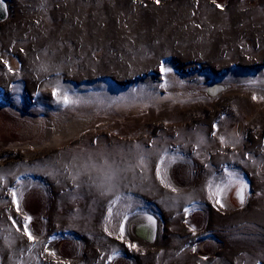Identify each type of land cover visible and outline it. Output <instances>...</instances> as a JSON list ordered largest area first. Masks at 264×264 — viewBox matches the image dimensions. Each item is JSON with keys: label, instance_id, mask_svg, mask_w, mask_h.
<instances>
[{"label": "rangeland", "instance_id": "1", "mask_svg": "<svg viewBox=\"0 0 264 264\" xmlns=\"http://www.w3.org/2000/svg\"><path fill=\"white\" fill-rule=\"evenodd\" d=\"M6 1L0 264H264V0Z\"/></svg>", "mask_w": 264, "mask_h": 264}, {"label": "water", "instance_id": "2", "mask_svg": "<svg viewBox=\"0 0 264 264\" xmlns=\"http://www.w3.org/2000/svg\"><path fill=\"white\" fill-rule=\"evenodd\" d=\"M157 2V0H154ZM174 0H158L160 4H166ZM11 8L6 0H0V25L7 22L10 18ZM151 216L154 223L150 224L147 217ZM136 238L146 245H152L158 240L159 224L155 216L146 214L142 215L134 228Z\"/></svg>", "mask_w": 264, "mask_h": 264}, {"label": "snow or ice", "instance_id": "3", "mask_svg": "<svg viewBox=\"0 0 264 264\" xmlns=\"http://www.w3.org/2000/svg\"><path fill=\"white\" fill-rule=\"evenodd\" d=\"M157 2H158V0H157ZM170 71H171L170 68H164L163 64L161 65V72L162 73H165L166 74L167 72H170ZM53 96H55V97L58 98V102H61V103L65 104V105H68L70 103H74V101H72L70 99V97L68 96V94L66 92L63 93V94H61L59 92V90H54L53 91ZM253 98L255 99L256 97H253ZM222 142H223V140H222ZM161 163H163V161H161ZM140 164L141 165H144L145 164V160H144V157L143 156H141V158H140ZM157 176H160V170L159 169H157ZM228 178H229V182L230 183L239 181V185L240 186H239L237 195L240 198L241 202H243V195H242V193H243L244 189L247 187V185L240 179L238 173L228 172ZM0 179H2V177H0ZM161 182L164 183V178L163 177H161ZM219 190L220 189H218V191ZM11 195H12V198H13L12 199V202L14 204H16V210H17V212H19L21 209H20L19 202L17 200L16 192L13 190L12 193H11ZM147 219L150 222V224L154 223V221L152 220V217L151 216H148ZM24 220L26 222L27 221H30L31 220V217L25 215L24 216ZM13 223L15 224L16 221L14 220ZM17 231H20V229L17 228ZM23 233L25 235H27L28 240H34L35 239L34 236L32 235V233L28 231V228H27V225L26 224H25V226L23 228ZM120 234H121V237H123V234H124L123 225H121Z\"/></svg>", "mask_w": 264, "mask_h": 264}, {"label": "bare ground", "instance_id": "4", "mask_svg": "<svg viewBox=\"0 0 264 264\" xmlns=\"http://www.w3.org/2000/svg\"><path fill=\"white\" fill-rule=\"evenodd\" d=\"M176 8V7H175ZM175 10V9H174ZM172 11V10H171ZM47 115V114H46ZM48 125V124H47ZM42 131H40V128H39V126L37 127V126H35V129L34 130H32L30 133H29V130H28V134H33V133H38L39 135H40V133H41ZM48 133V132H47ZM39 135H36L35 136V139L39 136ZM48 135V137L50 136V134L48 133L47 134ZM31 202V201H30ZM132 234H134V233H132Z\"/></svg>", "mask_w": 264, "mask_h": 264}, {"label": "built area", "instance_id": "5", "mask_svg": "<svg viewBox=\"0 0 264 264\" xmlns=\"http://www.w3.org/2000/svg\"><path fill=\"white\" fill-rule=\"evenodd\" d=\"M141 217H142V216H141ZM133 223H134V221H133L132 223H129V226H128L129 231H130V227L133 225Z\"/></svg>", "mask_w": 264, "mask_h": 264}, {"label": "crops", "instance_id": "6", "mask_svg": "<svg viewBox=\"0 0 264 264\" xmlns=\"http://www.w3.org/2000/svg\"><path fill=\"white\" fill-rule=\"evenodd\" d=\"M158 224H159V223H158ZM159 230H160V229H159ZM159 232H160V231H159ZM158 238H159V236H158ZM156 242H157V241H156ZM156 242H155V243H156ZM152 245H153V244H152Z\"/></svg>", "mask_w": 264, "mask_h": 264}]
</instances>
